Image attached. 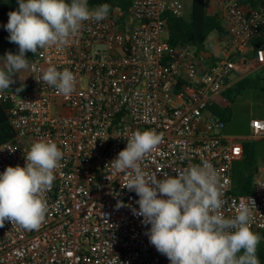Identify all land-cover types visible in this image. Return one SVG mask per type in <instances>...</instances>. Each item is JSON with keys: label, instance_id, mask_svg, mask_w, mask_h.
I'll return each instance as SVG.
<instances>
[{"label": "built area", "instance_id": "obj_1", "mask_svg": "<svg viewBox=\"0 0 264 264\" xmlns=\"http://www.w3.org/2000/svg\"><path fill=\"white\" fill-rule=\"evenodd\" d=\"M216 1L226 21L216 55L169 46L166 20L181 15L179 0H131L125 13L109 10L102 21H84L68 45L30 54L28 90L0 92L14 132L0 144V174L24 167L36 141H53L64 155L41 227L29 231L9 221L0 227V264H170L150 243L151 225L133 212L139 197L124 188L128 173L111 166L136 130L164 134L143 160L145 171L163 179V172L175 176L173 169L209 161L221 177L225 217L244 203L254 213L251 230L264 231V170L251 194L231 192L242 143L224 138V121L209 110L236 72L264 73V46L253 45L264 7ZM49 66L75 74L70 96L41 79ZM249 130L252 140H264V119L251 120Z\"/></svg>", "mask_w": 264, "mask_h": 264}, {"label": "clouds", "instance_id": "obj_2", "mask_svg": "<svg viewBox=\"0 0 264 264\" xmlns=\"http://www.w3.org/2000/svg\"><path fill=\"white\" fill-rule=\"evenodd\" d=\"M17 2L19 8L8 13L5 28L9 41L19 46V54H5L0 92L15 83L14 74L29 69L26 52L35 55L39 49L66 46L80 33L84 21H102L110 10L106 3L90 9L88 0ZM41 79L64 96L76 89L77 77L67 68L59 71L49 66ZM163 136L154 129L136 130L126 136V148L111 161L117 173H128L124 188L139 197V211L133 212L151 225L150 243L170 264H260L261 237L251 230L254 213L240 203L234 217H225L221 177L209 161L173 169L175 176L163 172V179H157V172L144 170L143 160L158 148ZM63 155L55 142L36 141L25 155L24 167L8 166L0 174V227L5 221L29 231L41 227L49 211L46 193L52 190Z\"/></svg>", "mask_w": 264, "mask_h": 264}, {"label": "trees", "instance_id": "obj_3", "mask_svg": "<svg viewBox=\"0 0 264 264\" xmlns=\"http://www.w3.org/2000/svg\"><path fill=\"white\" fill-rule=\"evenodd\" d=\"M70 3V0H68ZM243 3H249L255 7H264V0H242ZM108 4L107 0H88L89 7H99L102 4ZM17 0H0V43L8 35L5 25L8 22V13L18 10ZM124 13L126 9L122 10ZM167 42L171 48L188 45L194 48L198 53L204 51V43L212 32H222L219 21L216 16H209L205 12L204 0H192L188 20L168 15L165 26ZM253 45L264 46V26L258 32V36L253 41ZM13 54H19V50L13 51ZM31 52H26L28 58ZM264 79V75H262ZM245 79L235 83V92L243 88ZM233 86V85H232ZM232 86L228 87L219 96L223 95ZM231 100V99H229ZM209 110L218 115L223 121L229 113L228 103L219 106L216 98L209 106ZM14 137L13 129L9 123L7 115V104L0 102V144L12 140ZM243 155L241 160L235 162L232 166L231 192L236 195H248L252 193V183L257 176L260 162L264 160V140L242 143ZM258 233L261 240L257 246V256L260 264H264V231L252 230Z\"/></svg>", "mask_w": 264, "mask_h": 264}, {"label": "rangeland", "instance_id": "obj_4", "mask_svg": "<svg viewBox=\"0 0 264 264\" xmlns=\"http://www.w3.org/2000/svg\"><path fill=\"white\" fill-rule=\"evenodd\" d=\"M214 1V0H212ZM186 12H188L191 0H183ZM9 35L0 43V60L4 58L7 52L13 53L15 50H19V46L9 41ZM215 39V33H211L207 39L206 44L213 43ZM264 75L261 71H254L250 74L236 72L233 79V86L226 91L223 95L218 96L216 101L219 106L228 103L229 113L224 119L225 127L223 128L221 135L224 138H233L239 143L249 142V122L253 118H264ZM17 80L10 85L8 92L22 94L23 89L17 91V89L24 88L19 82L24 78V73L20 72L13 75ZM245 79L243 88L239 90L238 94L235 92V83ZM231 99V100H229ZM262 141V140H256ZM260 167H264V160L260 162Z\"/></svg>", "mask_w": 264, "mask_h": 264}, {"label": "crops", "instance_id": "obj_5", "mask_svg": "<svg viewBox=\"0 0 264 264\" xmlns=\"http://www.w3.org/2000/svg\"><path fill=\"white\" fill-rule=\"evenodd\" d=\"M1 1H5V0H1ZM179 1L183 5V10L181 12L180 17L182 19H184V20H188L190 9H191L192 0H191V4H190L188 12H186V8L184 6L183 0H179ZM107 2H108V5H110V11H112V10H121L122 11L123 9H126V8L128 9L129 8L131 0H107ZM204 5H205L206 14L209 15V16H216L217 20L220 23L221 29H222V32H220V33L213 32V33H215V39H214L213 43H210V44H206V42L204 43V50L206 52H209L210 54L216 55V54H218V51H219L220 39L224 35L225 27H226V21H225V18H224V12H223V9L218 5L216 0H214V1H212V0H204ZM27 59H29V57ZM2 65H3V58H2V62L0 60V66H2ZM22 71L24 73V78L21 79L19 82H21V85L24 87V88H22L23 92H26L28 90V70H22ZM248 74H250V73H248ZM13 77H12V79H13ZM233 83L234 82L232 80L230 82V84H229V87L232 86ZM10 90L7 89V90L3 91V93L8 92ZM216 99H217V97H216ZM253 119H264V118H253ZM253 119H251V120H253ZM226 139H233V138H226ZM233 140H235V139H233ZM248 140L249 141L252 140L251 137H250V130H249ZM263 170H264V167H259L257 176L255 178L260 177V175L262 174Z\"/></svg>", "mask_w": 264, "mask_h": 264}]
</instances>
